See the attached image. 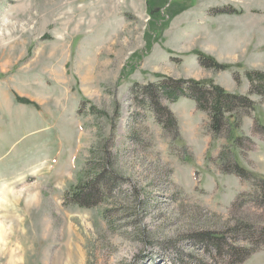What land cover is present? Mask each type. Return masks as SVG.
<instances>
[{
  "label": "rangeland",
  "instance_id": "374dc122",
  "mask_svg": "<svg viewBox=\"0 0 264 264\" xmlns=\"http://www.w3.org/2000/svg\"><path fill=\"white\" fill-rule=\"evenodd\" d=\"M151 3L0 0V264H229L200 233L225 236L234 217L263 223L252 205L231 209L253 187L219 158L232 149L264 176V97L244 77L264 72V0ZM197 53L232 68L205 69ZM158 76L212 81L255 110L215 138L193 101H164L173 141L133 99ZM107 142L120 181L93 207L66 205ZM243 264H264V251Z\"/></svg>",
  "mask_w": 264,
  "mask_h": 264
},
{
  "label": "trees",
  "instance_id": "16d2710c",
  "mask_svg": "<svg viewBox=\"0 0 264 264\" xmlns=\"http://www.w3.org/2000/svg\"><path fill=\"white\" fill-rule=\"evenodd\" d=\"M161 1V0H158ZM150 10L155 9V4L148 0ZM159 17V13L152 17ZM200 65L208 70L229 71L232 66L220 65L212 57L197 53ZM235 76L240 78L239 74ZM244 77L251 85V94L264 97V72H246ZM163 80L159 83H149L144 86L137 85L133 91V99L142 108H150L156 117L157 123L163 130L173 137V141L181 139L178 121L173 113L164 105V101L177 103L180 99H189L196 104L199 112L205 113L210 119V131L213 137H219L230 127V139L233 132L240 127V119L248 116L255 110V102L249 96L231 94L212 81L176 80L158 76ZM18 102L32 105L28 100L17 98ZM118 111V110H117ZM119 114V111L117 112ZM233 118V121H231ZM235 121V124L232 122ZM264 132L262 124H255V132ZM115 134V133H114ZM245 141V140H244ZM243 143L242 138H237L234 146L239 149ZM113 145V144H112ZM111 143L103 145L100 149V159H91L89 174L66 193V205H76L80 208H90L101 203L110 196L112 185L116 182L114 170V156ZM222 173L237 176L240 180L252 183L251 192L239 194L231 209L240 212L252 205L264 213V177L256 176L241 167L234 156V151L225 148L219 158ZM109 175V176H108ZM108 176L109 178H105ZM101 185V187H100ZM234 224L225 236L216 237L211 233H200L202 239L213 243V247L223 250L229 264H243L251 256L264 251V221L255 224L249 219L234 217ZM228 240H227V238ZM224 247L227 250H224ZM222 250H221V249Z\"/></svg>",
  "mask_w": 264,
  "mask_h": 264
}]
</instances>
